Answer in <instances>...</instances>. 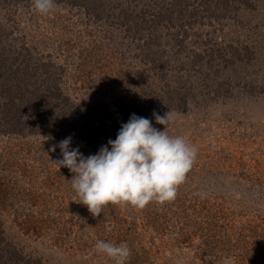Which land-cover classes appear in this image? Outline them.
<instances>
[{"label":"rangeland","instance_id":"rangeland-1","mask_svg":"<svg viewBox=\"0 0 264 264\" xmlns=\"http://www.w3.org/2000/svg\"><path fill=\"white\" fill-rule=\"evenodd\" d=\"M92 1L88 8L55 3L47 15L18 5L11 18L21 32L13 37L67 67L61 85L73 98L136 102V116L183 137L196 148L195 160L174 200L144 208L110 203L93 216L57 171L54 161L63 157L59 147L50 149L63 139L5 132L0 124V184L9 194L1 196L0 230L45 264H114L96 250L98 240L126 243L125 264H264V0H237L221 11L215 4L206 14L197 0L188 10L177 0L174 16L156 32L166 52L146 49L145 36L130 26L153 28L168 0ZM192 8L198 15L188 19ZM5 12L0 8V20ZM186 20L191 24L179 28ZM192 49L218 65L193 68ZM147 50L157 51L161 66ZM165 81L170 96L162 92ZM169 109L174 119L156 123L153 113ZM70 148L94 155L78 140ZM22 214L43 216L61 233L29 238L15 222Z\"/></svg>","mask_w":264,"mask_h":264},{"label":"trees","instance_id":"trees-1","mask_svg":"<svg viewBox=\"0 0 264 264\" xmlns=\"http://www.w3.org/2000/svg\"><path fill=\"white\" fill-rule=\"evenodd\" d=\"M176 1L168 0L159 6L156 22L152 20L153 28L144 27L142 29L138 25L130 26V29L135 33L134 35L139 34L141 38L145 36L146 49L149 50L151 47L153 48L151 50L166 52L165 49H160L164 40L156 32H160V22L170 20V17L174 16L177 9ZM184 1V8L187 10L194 2V0ZM197 1L205 14L215 4L220 7V11L225 9L224 6L226 7L228 4L240 5L237 0ZM54 3L88 8L94 4V1L54 0ZM22 4L29 7L32 0H0V8L6 10L5 19L2 17L0 20V101H2L0 102V124L3 125L2 130L23 136L35 135L46 138L65 139L71 136L72 140L80 141L91 153L97 154L101 146L108 145L110 139H116L121 125L127 123L129 118L135 114L136 102L115 98L103 101L89 99L84 95H75L73 98L71 93L74 91L68 92L61 85V82L65 80L67 67L56 65L53 60L48 59L49 55L40 54L41 52L36 47L28 46L22 36L13 37V34H18L21 30L17 25L19 22L16 24L11 18V12L17 11V6ZM179 9L181 12V6ZM198 12L199 10L196 11L195 8H192L187 18L191 19L197 16ZM187 22L191 24L190 20H186L181 25L178 24L179 28L188 26ZM169 28L172 27L169 26ZM143 31L147 34L142 35ZM185 32L187 33V31ZM179 36L177 32L173 35L174 47L183 45V40H179ZM8 38L11 39L9 42L7 41ZM148 50L145 55L149 59L157 60L156 63L161 66V56L160 58L155 56L157 51L148 52ZM192 52H195L193 57L195 60L192 62L193 68L196 67L202 71L203 65H209V62L213 66L218 65L213 59L207 63L203 62L205 56L200 51L192 49ZM182 62L186 61L182 60ZM180 63L181 61H178V66L181 68L183 64L180 65ZM160 70L161 78L165 79L168 74L165 64ZM161 86L162 92L164 91L170 96L171 90L168 88L171 84L165 81ZM108 147L110 149V145ZM57 171L71 185L72 173L70 170L66 167H59ZM7 189L8 184L1 182L0 200H2L1 196L5 201L8 199ZM22 216L23 220H20L19 216L15 218V222L29 238L42 240L49 233L52 236L61 233L60 227L62 226H51L43 216L31 217L28 215L24 217L23 214ZM0 264H45V262L40 257L22 252L15 244L7 240L5 233L0 230Z\"/></svg>","mask_w":264,"mask_h":264},{"label":"clouds","instance_id":"clouds-1","mask_svg":"<svg viewBox=\"0 0 264 264\" xmlns=\"http://www.w3.org/2000/svg\"><path fill=\"white\" fill-rule=\"evenodd\" d=\"M37 13L47 15L54 0H32ZM156 123L165 127L174 119L169 109L164 115L153 113ZM71 136L53 145L60 148L62 159L54 161L72 173L71 186L93 216H99L108 204L144 208L150 202H170L185 180L196 157V148L183 137L169 136L152 126V122L133 114L121 125L115 140L101 146L97 154L87 157L79 148H70ZM96 250L125 264L130 255L126 243L119 245L98 240ZM223 264H232L225 259Z\"/></svg>","mask_w":264,"mask_h":264}]
</instances>
